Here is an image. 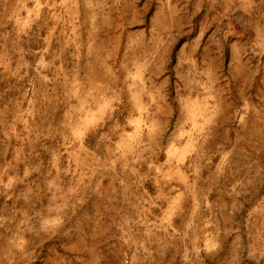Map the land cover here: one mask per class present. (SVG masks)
<instances>
[{
	"label": "rangeland",
	"instance_id": "rangeland-1",
	"mask_svg": "<svg viewBox=\"0 0 264 264\" xmlns=\"http://www.w3.org/2000/svg\"><path fill=\"white\" fill-rule=\"evenodd\" d=\"M81 99L117 158L143 103L183 183L80 188ZM0 264H264V0H0Z\"/></svg>",
	"mask_w": 264,
	"mask_h": 264
},
{
	"label": "crops",
	"instance_id": "crops-1",
	"mask_svg": "<svg viewBox=\"0 0 264 264\" xmlns=\"http://www.w3.org/2000/svg\"><path fill=\"white\" fill-rule=\"evenodd\" d=\"M78 102H75L76 105L73 108L79 114L78 118L80 124L78 127L71 130V135L73 137L79 136L80 140L75 148L76 152L73 153L70 158V173L71 175L73 173L78 175L80 188H83L85 182L98 181L103 173L104 166L106 164L112 166L114 163L126 166V174L129 176L130 180L131 177L141 181L144 180L145 177L149 179L152 172L160 174L163 172H175L176 179H179V181L183 183L184 165L192 154L191 143L189 141L185 143L183 141L179 143L175 141L172 146L175 156L169 161L166 157L162 162L157 155L149 159L147 155L149 152H161L162 142L160 140L161 134L151 132L152 125L150 128L146 125L145 121L147 115L143 103L134 106L133 112V125L137 128L136 131L139 135L135 134L130 136L133 137V139L132 142L130 141L126 146L128 150L127 154L117 158L113 155V148L110 145H105L104 147L103 144L98 143V135L95 136L100 123L103 122L105 118L103 103L95 101L88 102V99H81ZM69 114H71V111H69ZM160 125L161 124L157 122L155 124V129L160 131ZM88 137L89 140H91L89 143ZM101 137L102 135H100L99 141H101ZM94 140L96 143H94Z\"/></svg>",
	"mask_w": 264,
	"mask_h": 264
}]
</instances>
